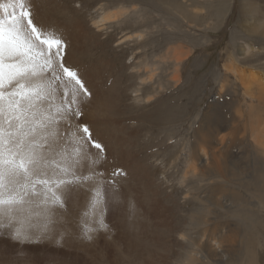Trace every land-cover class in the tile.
<instances>
[{"label":"rangeland","instance_id":"rangeland-1","mask_svg":"<svg viewBox=\"0 0 264 264\" xmlns=\"http://www.w3.org/2000/svg\"><path fill=\"white\" fill-rule=\"evenodd\" d=\"M29 4L44 31L76 41L75 59L64 58L79 71L91 97L82 103L81 116L73 124H87L106 151L120 142L128 165L135 161L133 172L123 164L112 168L114 161L101 159L94 148L89 154V163L98 162L93 166L120 192L116 222L130 217L132 210L148 226L147 209L155 208V203L156 208L171 209L166 208L174 227L160 236L152 227L154 236L148 233L151 237L141 239L139 232L144 236L147 226H140L138 238L118 242L108 235L116 233L94 216V190L77 186L65 194L63 207L55 206V238L22 244H39L38 249L48 244L46 252L70 251L81 257L73 262L65 255L35 262L18 254L19 243L13 239L15 264H157L158 255H168L167 264L187 262L189 205L194 201L197 212L207 182L200 181L205 177H199L198 166L192 171L200 144L194 131L207 115L211 121L234 124L240 138L241 151L233 159L237 172L232 175V163L228 184L231 196L241 200L222 218L211 214L203 231L208 235L214 227L236 230V253L242 258L251 245L258 250L254 263L264 264V181L256 172H264V163L248 140L251 129L264 132V29H250L255 20L247 12L253 5L264 10V0H29ZM112 10H116L112 18L98 22L102 13ZM213 175L207 177L220 180ZM106 215L104 207L107 225ZM118 228L124 238L123 227ZM160 237L168 243H161ZM201 252L207 257L205 250Z\"/></svg>","mask_w":264,"mask_h":264},{"label":"snow or ice","instance_id":"snow-or-ice-1","mask_svg":"<svg viewBox=\"0 0 264 264\" xmlns=\"http://www.w3.org/2000/svg\"><path fill=\"white\" fill-rule=\"evenodd\" d=\"M66 48L35 23L29 0H0V231L19 242L54 239L55 206L77 186L94 190V216L107 227L113 185L89 163L92 148L101 159L106 148L87 124H73L91 91Z\"/></svg>","mask_w":264,"mask_h":264},{"label":"bare ground","instance_id":"bare-ground-1","mask_svg":"<svg viewBox=\"0 0 264 264\" xmlns=\"http://www.w3.org/2000/svg\"><path fill=\"white\" fill-rule=\"evenodd\" d=\"M33 10H34L33 13L35 16V22L38 24L39 23L38 21L40 20L39 14L35 11V9ZM113 11L115 12L116 10H112V12L102 13V15L98 19V22H102L105 20L108 21L110 17L112 18L114 14ZM248 11H250L249 14H250L251 19L255 20V22L250 25V29L263 30L264 29V10H261L259 7H255L253 5V6H250V10L249 8H247V12ZM66 41H67V48L65 52V58L66 60H70L74 57L72 59L74 60L76 41L74 39H72L71 42H69L68 40ZM239 74H241V72ZM242 76L244 75L242 74ZM226 121L227 120H224L220 123L211 121V116L207 115L206 117L204 116V118H202V121L198 124V128L194 131V135L200 144L198 146L199 147L198 150L194 153V157L192 158V159H196V160H193L192 171L194 172L196 169V166H198V175H200L199 177H205V178L200 179V181L206 180L207 182L204 183L205 184L204 195L203 196L199 195L198 197L200 208L197 209V212L195 210L194 201H191L192 204L189 205L191 211L188 214L189 221H188L187 227L189 230L186 233V241L188 245L191 246V248L187 252L189 256L187 257L188 259L186 258L187 262L185 260L184 264L186 263L187 264H209V262H212L211 260L219 261L222 264H255L254 262H256L257 251H258L257 248L251 245L249 246L247 245L244 250L245 256H243L242 258H241V254L236 253L237 249H233L234 242L235 240L237 242L238 236H239L236 230L235 231L230 230L228 232H224L221 227L220 228L214 227L213 229L208 231L209 232L208 235H205L206 230L203 231V227H202V224H206V222H208V220L211 218L210 217L211 214H214L215 216H219L222 218L223 215H227L230 212L229 208L231 206H236L237 204L239 205V202L241 200L240 197H238L237 199L232 197L231 196L232 191L229 192L230 190L229 181L231 180V179L229 180V178H231L229 177L230 175L229 166L233 163L235 170L234 171L231 170V171H232V175H236L238 162H235L233 159L236 158L241 151L240 148H238L240 138L236 137V134L234 132V124L232 125V123H227ZM262 135H264V132L262 131L259 132V131H256L255 129H251V136H250L251 138L250 139L248 138V140H251V143H252L251 145L253 146V149L259 153L260 155L259 159L260 161L264 163V138ZM111 139H113V136L111 137ZM114 139H115V142H117L119 141L120 138L114 137ZM119 146H120V142L116 143L115 146L113 145V146L107 147L108 149L106 151L107 161L109 163H112L114 161L113 163L115 165L111 166L110 164L112 168H114L116 165L119 166L120 164H123L128 167V170H131L134 172V168L132 167V162L135 164L134 159L128 165L127 161H125L126 159L125 153L122 152ZM73 148H75V145L70 147V149H73ZM256 172L258 174L259 181H264V172L263 171L260 172V170H257ZM211 174L218 175L220 180H215L212 177H207L208 175H211ZM218 188L219 190H217ZM235 193L236 192H234V194ZM119 194L120 192L116 190V188H112L109 190V203H108V206L105 207L106 213H107L106 215L107 231L108 229L109 231L113 230V232H115L116 235L114 234L115 235L114 236L112 233H109L108 235L110 238H113L114 240L117 238L118 242L121 239L124 240L127 238L135 240L137 237L136 229H138V227L140 226L145 227L146 224L144 225L143 222L141 223L140 222L141 217L137 216L135 212L132 210H131L130 217H126V215L125 217H123L122 215L123 219L128 220L127 222L123 221V219H118L116 222V218H114V216L117 210L116 207L120 201L118 199L120 197ZM113 197H115V199H113ZM258 200H259V203L263 205V202H262L263 199L259 198ZM154 205L158 207V204L154 203ZM156 207L154 208L152 205H149V209H147L148 210L146 214L147 216L145 217L149 219V222L147 223L149 225L148 226L146 225L147 228H146L144 236H142V232L144 231L141 230L142 232H139L141 239H145L147 235L149 234L154 236L152 227L155 228L159 232L158 236L163 235V233L165 232L169 233L174 227V217L171 216L169 213H167V209H170V208L169 207L156 208ZM216 219L218 218L216 217ZM116 223H117L116 227H119L118 229L123 227L124 235H125L124 238H123L122 233L116 232L115 230L116 227L114 226ZM225 224L229 225L230 223L225 222ZM160 232L162 234H160ZM149 237L151 236L149 235ZM160 238H161V243H164V242L168 243L169 241L166 238H163V237H160ZM156 240L159 241V238H157ZM216 241H219V243H216ZM14 242L15 241H13L11 236L8 235L7 231H0V264H15L17 262L18 255L14 254V252L12 251V248L13 249L15 248ZM17 242L19 243V245L16 246V251L18 252V254L22 255L24 258H28L29 260H32L35 262L36 260L37 261H41V260L51 261L52 257L54 258V260H58V258L62 255L67 256L69 260L73 262L77 260V257H81L80 255H75L74 253L70 251H68L67 254H63L62 252H59V253L46 252L44 249V246H48V244L40 245V248L38 249L39 244L33 245L31 247H27L26 245L22 244V242H19V241ZM252 247L254 248V251ZM170 248H172L171 245H170ZM201 250L206 251L207 257L203 255ZM132 251H134V249ZM230 255L233 259L227 258ZM248 257L251 261L248 260ZM168 260H169L168 255H158L157 264H167ZM245 261L247 262L245 263Z\"/></svg>","mask_w":264,"mask_h":264},{"label":"clouds","instance_id":"clouds-1","mask_svg":"<svg viewBox=\"0 0 264 264\" xmlns=\"http://www.w3.org/2000/svg\"><path fill=\"white\" fill-rule=\"evenodd\" d=\"M216 243H219V241H216Z\"/></svg>","mask_w":264,"mask_h":264}]
</instances>
